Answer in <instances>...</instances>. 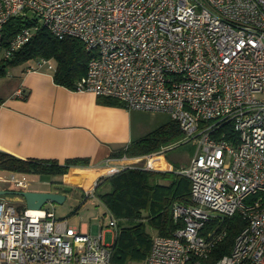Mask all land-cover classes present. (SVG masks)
Instances as JSON below:
<instances>
[{
	"label": "built area",
	"instance_id": "1",
	"mask_svg": "<svg viewBox=\"0 0 264 264\" xmlns=\"http://www.w3.org/2000/svg\"><path fill=\"white\" fill-rule=\"evenodd\" d=\"M21 14L35 23L0 43V58L38 26L76 37L91 52L76 90L167 112L183 141L197 142L175 168L190 180L192 203L173 206L181 226L153 233L141 264H264V0H0V33ZM42 68L53 70V61L39 57L28 66ZM171 146L146 154L142 168ZM18 175L0 177V188L34 183ZM97 184L82 190L85 199ZM13 202L0 195V264H111L102 225L89 232L44 205ZM235 212L245 226L230 251L209 262L226 234L221 222ZM107 226L116 233L111 215Z\"/></svg>",
	"mask_w": 264,
	"mask_h": 264
},
{
	"label": "trees",
	"instance_id": "2",
	"mask_svg": "<svg viewBox=\"0 0 264 264\" xmlns=\"http://www.w3.org/2000/svg\"><path fill=\"white\" fill-rule=\"evenodd\" d=\"M35 23L34 18L21 14L10 18L1 29L0 43L8 39L22 26ZM91 52L84 43L72 36L58 38L44 26H38L32 37L9 58H0V77L5 76L6 67L39 57L51 59L53 81L72 90L86 73L87 61ZM99 102L123 105L118 99L96 95ZM183 132L176 121L169 118L155 130L115 152L116 155L139 156L160 150L178 142ZM86 158H67L62 163L55 159L20 158L0 150V169L24 174L62 175L70 165L87 163ZM178 167V166H177ZM176 168V167H175ZM172 171H156L139 166L118 169L94 188V194L116 220V233L111 245V264H141L148 254L153 233L168 236L182 222L174 220L173 206H188L192 203L190 180ZM52 189L68 193H79L85 201L81 189L59 182L50 184ZM102 185L108 188L100 191ZM23 206L18 205L17 208ZM246 221L239 212L225 217L221 227L224 238L209 254V262L230 251L236 234Z\"/></svg>",
	"mask_w": 264,
	"mask_h": 264
},
{
	"label": "crops",
	"instance_id": "3",
	"mask_svg": "<svg viewBox=\"0 0 264 264\" xmlns=\"http://www.w3.org/2000/svg\"><path fill=\"white\" fill-rule=\"evenodd\" d=\"M30 64L25 62L18 74L12 75L10 88L0 94L1 151L60 163L67 158H86L87 163L70 165L66 173L55 175V180L50 181L81 190L91 188L95 181H102L124 166L145 164L146 154L115 153L145 135L133 125L128 108L99 102L91 92L56 84L52 70H31ZM8 76L6 71L5 77ZM177 166L180 165L173 169ZM77 181L81 183L78 185ZM83 226L88 230L86 224ZM96 229L97 225H93L89 232Z\"/></svg>",
	"mask_w": 264,
	"mask_h": 264
},
{
	"label": "rangeland",
	"instance_id": "4",
	"mask_svg": "<svg viewBox=\"0 0 264 264\" xmlns=\"http://www.w3.org/2000/svg\"><path fill=\"white\" fill-rule=\"evenodd\" d=\"M25 62L26 64L33 63L34 60L30 59ZM25 62L6 67V71L10 76L0 77V94L10 88L13 82L12 75H17ZM129 110L133 125L140 133L144 134L155 130L157 127L164 124L170 117L167 112L140 109ZM196 146V140L191 139L183 141V139H180L178 142L172 144L169 149L164 151L163 154L151 157L149 169L154 170V167H158L163 170L156 171H172L174 165H184L188 162L189 157L195 152ZM10 173L11 171L0 169V177L7 178L10 176ZM18 174L19 173L16 172V177H20ZM24 176L29 180L32 179L34 182L28 187L31 190H51L52 186L50 185V181L55 180L54 176L51 175L26 174ZM80 183L81 181H77L78 185ZM1 184L7 190H15L14 185L9 182H2ZM107 188V185H102L99 190L103 191ZM65 195V200L62 203L46 202L44 206L53 209L56 217H67L70 225L83 227V225L86 224L88 231H91L93 225H102L103 241L106 244L112 245L115 239V233L113 229L107 226L110 215L98 198L93 195L87 197L85 201L82 202L83 200L80 198L79 193H68ZM13 203L16 207L19 205L16 201Z\"/></svg>",
	"mask_w": 264,
	"mask_h": 264
},
{
	"label": "water",
	"instance_id": "5",
	"mask_svg": "<svg viewBox=\"0 0 264 264\" xmlns=\"http://www.w3.org/2000/svg\"><path fill=\"white\" fill-rule=\"evenodd\" d=\"M0 195L12 201L21 202L28 209H41L46 202L62 203L66 197L64 193L53 190H7L5 188H0Z\"/></svg>",
	"mask_w": 264,
	"mask_h": 264
}]
</instances>
